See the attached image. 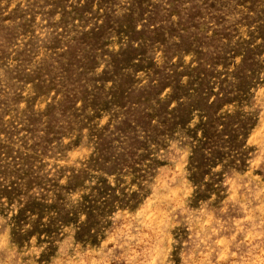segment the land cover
Returning <instances> with one entry per match:
<instances>
[{
	"label": "rangeland",
	"instance_id": "374dc122",
	"mask_svg": "<svg viewBox=\"0 0 264 264\" xmlns=\"http://www.w3.org/2000/svg\"><path fill=\"white\" fill-rule=\"evenodd\" d=\"M0 264H264V0H0Z\"/></svg>",
	"mask_w": 264,
	"mask_h": 264
}]
</instances>
